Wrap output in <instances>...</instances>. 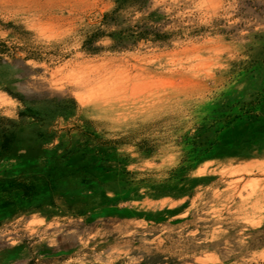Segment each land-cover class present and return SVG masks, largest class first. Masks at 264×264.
I'll list each match as a JSON object with an SVG mask.
<instances>
[{"label":"rangeland","instance_id":"1","mask_svg":"<svg viewBox=\"0 0 264 264\" xmlns=\"http://www.w3.org/2000/svg\"><path fill=\"white\" fill-rule=\"evenodd\" d=\"M263 149L264 0H0L1 264H264Z\"/></svg>","mask_w":264,"mask_h":264},{"label":"bare ground","instance_id":"2","mask_svg":"<svg viewBox=\"0 0 264 264\" xmlns=\"http://www.w3.org/2000/svg\"><path fill=\"white\" fill-rule=\"evenodd\" d=\"M246 152L251 156L252 155V153H256V152H254V151H252V150H246ZM261 152H264V149L261 151ZM252 160V159H251ZM240 161H241V163H242V165H238V166H235L234 168H232L228 173L230 174V176H235V175H239V174H244V173H246V174H249V175H251V174H254L255 172L259 175V174H263L264 175V166L263 167H258V166H253L252 164H250L249 163V161H248V163L247 162H245V161H247V159H245L244 157L243 158H241L240 159ZM254 162V161H253ZM264 165V164H263ZM236 176V177H237ZM243 176V175H242ZM241 176V177H242ZM242 178H240V180H241ZM244 179V178H243ZM234 184V183H233ZM232 184V185H233ZM236 184H234V186H235ZM237 187V186H236ZM196 190V189H195ZM258 193V192H257ZM257 193H255V192H253V191H251V193L249 194V196H247L246 198H242L240 195H238V197H239V199H240V203L239 204H234V205H232V206H230L228 209H227V211H228V213H233V212H236V211H238V210H248V209H254V208H256L259 204H260V197H259V193L257 194ZM240 194V193H239ZM187 198V197H186ZM230 199L232 200V201H234V196H232V197H230ZM203 203V202H202ZM153 204V203H152ZM157 205V204H156ZM159 206V205H158ZM158 206H155V207H158ZM204 206V205H203ZM151 208V207H150ZM157 209H160L161 210V208L159 207V208H157ZM170 209V208H169ZM168 209V210H169ZM172 209V208H171ZM203 209V208H202ZM163 210V209H162ZM161 210V211H162ZM166 210V209H165ZM150 211V210H149ZM167 211V210H166ZM201 211V210H200ZM168 212V211H167ZM158 212H153V213H151L150 215H151V217H152V220H153V222H155V221H158V219H159V213L157 214ZM149 215V216H150ZM202 215V214H201ZM204 215V214H203ZM187 217V216H186ZM198 217V219H197V222L198 223H205L204 225H206V218H204V217H202V216H197ZM147 218V217H146ZM184 218V217H183ZM196 218V217H195ZM193 221V220H192ZM191 221V222H192ZM182 222V221H181ZM193 222H195V221H193ZM196 223V222H195ZM155 224V223H154ZM200 224V225H201ZM199 225V224H198ZM202 227V226H201ZM225 232V231H224ZM228 232V231H227ZM250 232V231H249ZM228 234V233H227ZM263 234V233H262ZM222 235V234H221ZM254 236H252V240L251 239H249V240H251L250 242H248V243H245L244 244V248H246V246H249V245H251V244H253V243H255V242H257V240H258V238H259V236H260V234H258V233H255V234H253ZM221 238V237H220ZM228 238L226 237V235H224L223 236V238H222V240L223 241H221V242H225V240H227ZM219 240V239H218ZM215 241H217V240H215ZM219 245V244H218ZM221 245V244H220ZM1 247H3V246H1ZM217 248V246L215 245V246H213V247H210L209 249H207V250H205V249H201L200 250V252L201 253H205V251H207V253L209 252V251H212V249L213 248ZM8 249H9V247H8ZM9 251V250H8ZM1 264V263H0Z\"/></svg>","mask_w":264,"mask_h":264}]
</instances>
